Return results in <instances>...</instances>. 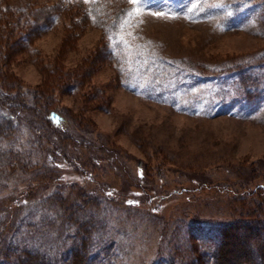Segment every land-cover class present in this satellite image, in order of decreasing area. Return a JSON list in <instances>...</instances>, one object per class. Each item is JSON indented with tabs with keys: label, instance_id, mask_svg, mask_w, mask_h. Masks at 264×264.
I'll use <instances>...</instances> for the list:
<instances>
[{
	"label": "rangeland",
	"instance_id": "1",
	"mask_svg": "<svg viewBox=\"0 0 264 264\" xmlns=\"http://www.w3.org/2000/svg\"><path fill=\"white\" fill-rule=\"evenodd\" d=\"M2 220L0 264H264V0H0Z\"/></svg>",
	"mask_w": 264,
	"mask_h": 264
},
{
	"label": "trees",
	"instance_id": "2",
	"mask_svg": "<svg viewBox=\"0 0 264 264\" xmlns=\"http://www.w3.org/2000/svg\"><path fill=\"white\" fill-rule=\"evenodd\" d=\"M59 115L60 114L56 109H48L46 112H44V119L51 124L52 122L58 120L57 117ZM10 223L11 222L7 224L5 220L0 221V240L2 243L4 241L6 243L4 234L8 233ZM238 227V225H230L221 229V241H219V243L215 246L213 252V258L215 259L214 264H237L242 259V257L246 256L251 251L248 248V241L251 237V231H253V229L248 228L245 231L239 230ZM87 244H89V237L86 238L81 246V249H79L80 254L77 252L72 254L71 260H73L74 263L84 264L83 260L86 255ZM5 247L6 245L1 250L4 256L3 260L9 264H19V262H24L26 264V261H24L25 259L22 257L18 258L17 255H15L13 258L8 257L7 248L5 249ZM260 254L263 256L264 250L261 249ZM36 263L49 264L47 261L46 263L41 261Z\"/></svg>",
	"mask_w": 264,
	"mask_h": 264
}]
</instances>
